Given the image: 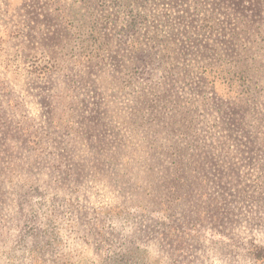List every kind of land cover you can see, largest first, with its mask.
Returning <instances> with one entry per match:
<instances>
[{"label": "rangeland", "instance_id": "374dc122", "mask_svg": "<svg viewBox=\"0 0 264 264\" xmlns=\"http://www.w3.org/2000/svg\"><path fill=\"white\" fill-rule=\"evenodd\" d=\"M0 264H264V0H0Z\"/></svg>", "mask_w": 264, "mask_h": 264}]
</instances>
